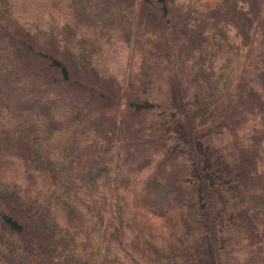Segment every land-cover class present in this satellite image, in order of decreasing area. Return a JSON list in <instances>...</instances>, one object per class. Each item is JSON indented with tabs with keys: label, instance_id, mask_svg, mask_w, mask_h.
I'll list each match as a JSON object with an SVG mask.
<instances>
[{
	"label": "trees",
	"instance_id": "obj_1",
	"mask_svg": "<svg viewBox=\"0 0 264 264\" xmlns=\"http://www.w3.org/2000/svg\"><path fill=\"white\" fill-rule=\"evenodd\" d=\"M20 1L0 0V264H126L130 194L178 230L146 240L158 259L264 264V0H58L43 24Z\"/></svg>",
	"mask_w": 264,
	"mask_h": 264
},
{
	"label": "rangeland",
	"instance_id": "obj_2",
	"mask_svg": "<svg viewBox=\"0 0 264 264\" xmlns=\"http://www.w3.org/2000/svg\"><path fill=\"white\" fill-rule=\"evenodd\" d=\"M57 1L58 0H21L19 9L21 12L27 13L30 18L39 20L42 24L49 21L52 15L57 18L61 16V20L64 21V17L60 12L62 6L59 5ZM91 32L94 34V31L91 30ZM101 46L104 48V50L101 49V53L104 55V66L118 72L128 68L127 64L132 55L131 49L120 39L118 34L111 36L107 43H101ZM146 174L147 171L145 170L141 173L140 177L144 178ZM128 199L129 212L134 216L133 223L135 225V231L129 234V241L127 245L125 244V246H127L125 253L122 251L124 255H127L126 264H129L130 256H132L135 259L134 261H137L138 264H168V262H164L154 255L146 240L151 237L152 233L175 239L178 230L175 229L172 231V225L169 222L149 213L147 210L141 208L140 205L135 206L134 195L130 194ZM123 253L121 254L123 255Z\"/></svg>",
	"mask_w": 264,
	"mask_h": 264
}]
</instances>
